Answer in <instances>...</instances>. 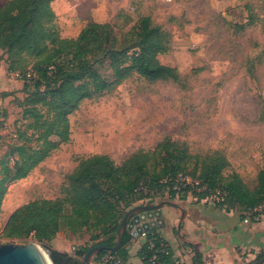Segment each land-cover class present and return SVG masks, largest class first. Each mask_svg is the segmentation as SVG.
I'll return each instance as SVG.
<instances>
[{
	"label": "rangeland",
	"instance_id": "374dc122",
	"mask_svg": "<svg viewBox=\"0 0 264 264\" xmlns=\"http://www.w3.org/2000/svg\"><path fill=\"white\" fill-rule=\"evenodd\" d=\"M53 9L64 38H76L90 23L109 24L123 66L130 65L126 55L132 52L128 47L133 27L142 17H150L168 45L155 58L176 68L180 79L151 82L132 69L114 83L111 56L97 52L96 68L110 86L91 91V97L69 115L68 141L60 142L26 178L8 185L0 214V244L35 242L48 251L66 252L79 264L97 242L92 240L96 233L62 232L48 244L33 237L9 239L4 229L10 215L33 200L62 198L68 177L82 159L107 154L121 163L135 152L153 150L164 138L186 143L192 156L185 163L192 175L201 172L203 158L218 153L228 163L222 172L225 178L237 173L249 188L256 187L264 168V0H56ZM2 63L10 80L14 60L0 50ZM33 65L31 60L29 67ZM19 81L0 83L5 114L0 170L19 130L31 121L24 110L33 88L24 89V81ZM178 181L180 198L188 185L183 178ZM157 188L152 202L173 200L168 188ZM136 204L142 201L132 208Z\"/></svg>",
	"mask_w": 264,
	"mask_h": 264
},
{
	"label": "trees",
	"instance_id": "16d2710c",
	"mask_svg": "<svg viewBox=\"0 0 264 264\" xmlns=\"http://www.w3.org/2000/svg\"><path fill=\"white\" fill-rule=\"evenodd\" d=\"M53 2L55 0H8L0 6V50L14 60L9 69L21 73L24 89L33 88L24 110L25 117L31 121L25 129L19 130L17 143L8 151L13 164L9 157L2 161L0 214L8 185L26 178L58 149L60 142L68 141L69 115L84 99L91 97V91H102L110 86L96 68L99 60L94 56L97 52L111 56L114 83L123 80L132 69L151 82L180 79L176 68L155 58L165 52L168 45L161 27L153 24L150 17H142L133 27L134 39L128 47L132 52L126 55L130 65L123 66L117 57L109 24L90 23L76 38H64L56 24ZM31 60L34 65L29 67ZM27 73L32 74L29 81ZM36 75L40 79H35ZM191 156L186 143L164 138L153 150L135 152L121 163L107 154L82 159L68 177L62 198L33 200L19 207L10 215L4 236L9 239L33 237L39 243L48 244L59 233L79 234L86 230L96 233L92 237L97 241L95 244L115 247L126 210L139 201H154L157 195L153 191L161 186L168 188L169 199H174L179 194L176 186L180 184V176L190 177L193 182L183 190L180 198L191 193L201 199L221 191L226 193L225 200L217 204L241 212L242 218L264 204V168L258 174L256 187L251 189L237 173L227 179L223 176L228 163L218 153L203 158L201 172L198 176L192 175L185 163ZM209 158L212 163H208ZM151 233L157 236V245L162 241L169 245L155 230ZM151 233L139 251L145 264H152ZM131 239L126 232L122 246L117 251L112 250L123 264L128 256L126 245ZM49 251L54 264H78L66 252L50 248ZM160 256L167 264L175 263L170 246L168 254ZM244 264H264V252Z\"/></svg>",
	"mask_w": 264,
	"mask_h": 264
},
{
	"label": "crops",
	"instance_id": "0c3cea01",
	"mask_svg": "<svg viewBox=\"0 0 264 264\" xmlns=\"http://www.w3.org/2000/svg\"><path fill=\"white\" fill-rule=\"evenodd\" d=\"M3 65H0V83H22L6 79ZM19 86L21 88L22 84ZM2 103L0 98L1 106ZM165 201L171 203L161 208L165 226L155 231L169 244L173 259L179 264H244L264 252V223L245 222L241 212L190 194ZM148 203L157 204L145 201L135 207ZM175 204L179 208L174 207ZM131 237L126 245L128 256L124 264H145L139 251L147 239Z\"/></svg>",
	"mask_w": 264,
	"mask_h": 264
},
{
	"label": "water",
	"instance_id": "95a60500",
	"mask_svg": "<svg viewBox=\"0 0 264 264\" xmlns=\"http://www.w3.org/2000/svg\"><path fill=\"white\" fill-rule=\"evenodd\" d=\"M165 204L171 203L169 201H162L157 204L148 203L130 209L121 221L117 245L112 247L109 244H95L88 248L83 260L79 264H90L94 255L100 251H117L123 244V238L126 232H130L133 237L138 238L144 232H150L164 227L165 220L161 208ZM174 207L179 208L176 204ZM130 217L131 219H129ZM46 251L51 258L50 251L47 249ZM51 261L53 262L52 258ZM0 264H45V261L36 249L35 242H29L27 244L8 243L0 244Z\"/></svg>",
	"mask_w": 264,
	"mask_h": 264
},
{
	"label": "built area",
	"instance_id": "2783aa9c",
	"mask_svg": "<svg viewBox=\"0 0 264 264\" xmlns=\"http://www.w3.org/2000/svg\"><path fill=\"white\" fill-rule=\"evenodd\" d=\"M8 76L11 81H17L20 80L22 75L18 71H9ZM32 77L31 73H27L26 78L29 81ZM3 109L0 107V132L3 130V122L5 120ZM183 178V184L185 182L186 185H192L193 182L187 177V176H180L179 179ZM198 184V183H196ZM200 192V189L197 190ZM226 193H223L221 191H217L214 193H210L206 197V199H210L216 203L222 202L225 200ZM245 222H262L264 223V204L260 207L256 208L251 215H248L244 219ZM150 232H144L140 237L146 238L148 237V234ZM157 239V236L154 235V233H151V239L149 241V248L152 249L153 253L151 256V263L152 264H167L164 261L160 260V255L168 254V246L165 241H162L157 245L155 243V240ZM90 264H123L122 260L112 251V250H104L102 253H98L94 255L92 258V261ZM174 264H179V262L175 261Z\"/></svg>",
	"mask_w": 264,
	"mask_h": 264
},
{
	"label": "bare ground",
	"instance_id": "6f19581e",
	"mask_svg": "<svg viewBox=\"0 0 264 264\" xmlns=\"http://www.w3.org/2000/svg\"><path fill=\"white\" fill-rule=\"evenodd\" d=\"M36 249L40 253V255L43 258V260L45 261V264H54L51 261V258L49 257V254L47 253V251H46L45 248H43L41 245H39L38 243H36Z\"/></svg>",
	"mask_w": 264,
	"mask_h": 264
}]
</instances>
